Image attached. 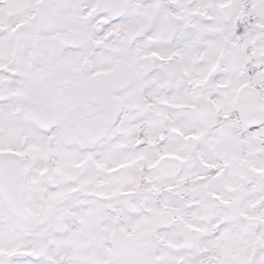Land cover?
I'll return each instance as SVG.
<instances>
[{
	"label": "snow or ice",
	"instance_id": "snow-or-ice-1",
	"mask_svg": "<svg viewBox=\"0 0 264 264\" xmlns=\"http://www.w3.org/2000/svg\"><path fill=\"white\" fill-rule=\"evenodd\" d=\"M0 264H264V0H0Z\"/></svg>",
	"mask_w": 264,
	"mask_h": 264
}]
</instances>
